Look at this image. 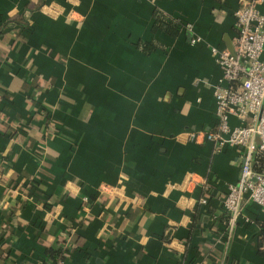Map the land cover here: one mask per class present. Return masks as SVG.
I'll return each mask as SVG.
<instances>
[{
  "label": "crops",
  "instance_id": "crops-1",
  "mask_svg": "<svg viewBox=\"0 0 264 264\" xmlns=\"http://www.w3.org/2000/svg\"><path fill=\"white\" fill-rule=\"evenodd\" d=\"M245 1L0 0V264L61 246L65 264H264V209L223 221L241 149L190 137L215 124L210 47ZM158 12L176 36L152 30Z\"/></svg>",
  "mask_w": 264,
  "mask_h": 264
},
{
  "label": "built area",
  "instance_id": "built-area-1",
  "mask_svg": "<svg viewBox=\"0 0 264 264\" xmlns=\"http://www.w3.org/2000/svg\"><path fill=\"white\" fill-rule=\"evenodd\" d=\"M263 1L247 0L236 9L233 53L210 47L223 80L213 88L215 124L210 130L190 131L192 139L200 137L203 142H211L214 151L223 147L241 149L238 178L225 185L221 198L229 228L246 202H254L264 209V171L252 168L255 150L264 153V10L258 8ZM229 116L236 117L238 125H230ZM199 202L207 204L208 197L203 195ZM50 264L65 263L64 259H57Z\"/></svg>",
  "mask_w": 264,
  "mask_h": 264
},
{
  "label": "trees",
  "instance_id": "trees-1",
  "mask_svg": "<svg viewBox=\"0 0 264 264\" xmlns=\"http://www.w3.org/2000/svg\"><path fill=\"white\" fill-rule=\"evenodd\" d=\"M13 19L20 25H26L28 23V21L22 18V15L20 14L14 16ZM183 26L184 25L175 17L162 12H158L154 16L152 30H156L159 28L170 36H176ZM138 46L144 53H149L155 50L157 47H160L161 45L155 41H142ZM252 168L256 171H264V153L262 151L255 150L252 159ZM224 220L225 223H227L226 217L225 219H223V221ZM258 226L260 229V233L257 241V250L258 253L264 254V222L258 221ZM46 252L47 255L55 258L54 260H57L65 259V257L69 254L70 249L68 246H61L57 249L47 248Z\"/></svg>",
  "mask_w": 264,
  "mask_h": 264
},
{
  "label": "water",
  "instance_id": "water-1",
  "mask_svg": "<svg viewBox=\"0 0 264 264\" xmlns=\"http://www.w3.org/2000/svg\"><path fill=\"white\" fill-rule=\"evenodd\" d=\"M227 49L231 52V53H233V49H232V43L231 44H229L228 46H227Z\"/></svg>",
  "mask_w": 264,
  "mask_h": 264
}]
</instances>
